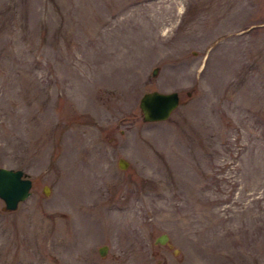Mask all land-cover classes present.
<instances>
[{
	"label": "rangeland",
	"instance_id": "1",
	"mask_svg": "<svg viewBox=\"0 0 264 264\" xmlns=\"http://www.w3.org/2000/svg\"><path fill=\"white\" fill-rule=\"evenodd\" d=\"M0 166V264H264V0H0Z\"/></svg>",
	"mask_w": 264,
	"mask_h": 264
},
{
	"label": "water",
	"instance_id": "2",
	"mask_svg": "<svg viewBox=\"0 0 264 264\" xmlns=\"http://www.w3.org/2000/svg\"><path fill=\"white\" fill-rule=\"evenodd\" d=\"M156 71L157 68H154L153 74ZM178 104L179 93L177 90L153 89L140 96L138 106L144 121H156L167 119ZM117 164L119 167L125 168L129 161L120 156ZM31 185V178L22 169L0 166V198L4 201L6 209H15L19 201L26 199L31 193ZM43 192L45 194L49 192L47 185H44ZM168 238L169 235L162 232L155 237L154 242L163 244ZM98 251L100 254H104L106 245H100Z\"/></svg>",
	"mask_w": 264,
	"mask_h": 264
}]
</instances>
